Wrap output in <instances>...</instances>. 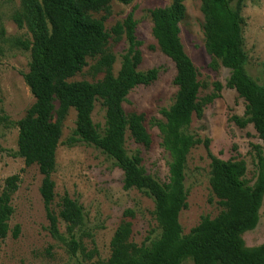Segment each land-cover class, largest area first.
<instances>
[{
  "label": "trees",
  "instance_id": "1",
  "mask_svg": "<svg viewBox=\"0 0 264 264\" xmlns=\"http://www.w3.org/2000/svg\"><path fill=\"white\" fill-rule=\"evenodd\" d=\"M186 1L172 0L169 7L150 11L153 36L177 71L175 102L162 111L165 121L156 122L162 146L172 159L168 183L149 175L141 153L129 156L125 147L127 132L137 144L146 148L153 144L144 116L127 114L123 104L134 88L151 85L159 77L158 69L139 70L143 61L142 43L136 37L138 22L133 13L110 33L106 30L111 4H129L131 0H22V9L14 17L17 25L27 28L32 35V44L25 45L31 53V62L24 80L35 98L34 105L18 123V155L26 166H38L43 177L40 195L49 220L48 230L53 238L64 241L59 229V220L63 221L73 253L81 247L75 230L85 222L84 208L65 195L59 214L52 209L56 198L52 175L57 166L63 123L72 109L76 112V128L69 145L85 143L112 159L124 173L125 190L136 189L154 200V217L161 231L158 239L148 237L147 242L137 245L131 241L132 223L123 221L111 241V257L106 264H183L187 258L193 264H264V245L248 248L243 240L244 233L257 227L264 200V77L259 81L247 72L241 16L246 0L200 2L206 51L214 65L219 62L230 71L227 87L235 90L245 103L244 115L233 116L231 122L240 129L252 125L263 143L252 145L256 166L253 185L246 179L245 161L220 160L211 153L208 140L202 141L186 132L194 114L200 116L222 90L221 85L215 84L212 95L200 97L199 73L180 37ZM99 13L104 15L95 17ZM111 39L127 44L117 75L113 73L116 56L107 49ZM89 59H97L94 70L104 74L103 79L96 83L70 81L88 66ZM99 101L105 110L102 131L92 118ZM202 143L211 160L212 193L222 211L214 219L204 217L184 235L180 214L188 208L185 171L190 152ZM19 183V176H11L0 192V244L10 233L14 239L20 235L19 225L13 230L10 227L15 212L12 197ZM124 216L133 218L134 212L127 210Z\"/></svg>",
  "mask_w": 264,
  "mask_h": 264
},
{
  "label": "rangeland",
  "instance_id": "2",
  "mask_svg": "<svg viewBox=\"0 0 264 264\" xmlns=\"http://www.w3.org/2000/svg\"><path fill=\"white\" fill-rule=\"evenodd\" d=\"M172 0H131L129 4L113 2L111 15L105 22L107 32L133 13L138 22L136 37L142 43L143 61L140 71L159 70L158 79L148 86L134 88L123 104L127 114L144 116L145 126L153 137V144L146 148L135 143L129 132L126 134V150L129 156L140 152L146 172L168 183L169 165L172 161L162 146V135L157 121H165L163 110L175 102L178 92L174 84L177 71L173 61L159 48L153 36L150 11L169 7ZM185 16L180 23L181 41L186 54L194 63L202 84L200 97L215 92V84L222 86L219 97L208 104L200 116L194 114L187 133L202 141H209L211 153L220 160H243L247 165L246 179L253 185L256 181V166L252 158V145L263 146L252 125L240 129L233 116H243L245 103L237 92L227 87L230 71L219 62L213 64L206 51L204 16L200 0H187ZM235 6V3H233ZM22 9V0H0V192L5 180L19 176L18 190L12 197L14 214L11 230L19 225L20 235L8 238L0 244V264H106L111 257V241L119 225L127 220L132 223L131 241L137 245L151 237H160L154 217V200L136 190L124 189V173L115 162L100 150L85 143L69 145L76 128V112L70 110L63 123L62 138L57 150V166L52 179L56 184L53 211L58 215L62 198L68 195L84 208L85 222L75 230L80 248L72 252L66 224L59 220V229L64 241L52 237L49 220L40 195L42 175L37 165H25L18 155V123L34 105L33 97L24 75L28 73L31 53L25 48L32 44V35L27 28H20L14 20ZM104 14H95L100 18ZM243 18L244 49L248 54L247 72L261 81L264 77V0H246L241 11ZM127 48L123 40H110L107 49L116 56L113 73L121 68L122 54ZM97 59H89L88 66L70 81L96 83L104 74H97L94 67ZM93 122L102 131L105 127V110L97 102L92 115ZM185 187L188 191V208L180 214L183 234L188 235L204 217L214 219L222 211L212 193L211 160L205 145L196 146L189 154L186 167ZM127 210L134 217H125ZM259 222L254 230L244 233L248 248L264 245V200L259 211ZM183 264H193L190 258Z\"/></svg>",
  "mask_w": 264,
  "mask_h": 264
}]
</instances>
